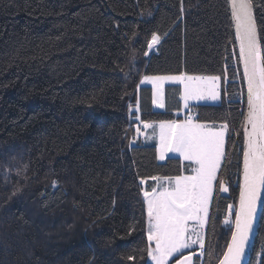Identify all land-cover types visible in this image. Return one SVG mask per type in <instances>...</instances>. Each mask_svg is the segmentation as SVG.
I'll use <instances>...</instances> for the list:
<instances>
[{
  "label": "trees",
  "instance_id": "1",
  "mask_svg": "<svg viewBox=\"0 0 264 264\" xmlns=\"http://www.w3.org/2000/svg\"><path fill=\"white\" fill-rule=\"evenodd\" d=\"M253 3L264 49V0ZM181 73L220 78L216 102L194 107L198 122L230 130L195 260L217 264L234 229L246 114L229 0H0V264H151L141 181L188 169L179 155L159 159L156 143H132L138 118L183 110L180 85L156 110L140 83ZM250 264H264V210Z\"/></svg>",
  "mask_w": 264,
  "mask_h": 264
},
{
  "label": "snow or ice",
  "instance_id": "2",
  "mask_svg": "<svg viewBox=\"0 0 264 264\" xmlns=\"http://www.w3.org/2000/svg\"><path fill=\"white\" fill-rule=\"evenodd\" d=\"M231 15L235 21L239 56L247 79V113H242L243 186L236 211V231L219 264H240L252 230L258 189L264 185V63L260 61L252 0H231ZM159 41L160 37L153 34L149 48ZM144 79H151L157 85V92L159 82L179 81L184 85L182 95L185 102L189 99L219 98L216 84L219 77L181 73L168 77L146 76ZM163 106L161 103L160 107ZM141 124L145 129L153 128L155 132L153 123L141 121ZM228 132L227 123L217 127L215 124L194 122L191 117L183 121L160 122L159 159L164 160L168 153H179L193 167L191 175L150 177L155 186L151 190L142 189L147 213L148 256L154 264H169V258L174 254L180 255L175 264H193L196 253L190 251L184 255L183 250L191 249L195 244L203 249V239L198 229L203 228L208 220L214 183L218 180L217 173L225 156V136ZM141 183L146 181L142 180ZM219 186L222 191H227L222 180ZM193 236L197 238L193 239ZM203 254L201 251L200 255ZM127 259L134 261L135 257L130 255Z\"/></svg>",
  "mask_w": 264,
  "mask_h": 264
},
{
  "label": "rangeland",
  "instance_id": "3",
  "mask_svg": "<svg viewBox=\"0 0 264 264\" xmlns=\"http://www.w3.org/2000/svg\"><path fill=\"white\" fill-rule=\"evenodd\" d=\"M159 43L157 44H153V46L151 48H149L150 52H155L158 48ZM180 74L177 75H148L147 77H168V76H178ZM146 77V76H144ZM143 77L141 83H140V88L143 86H151L152 90H153V105L155 103V108L156 110H164L165 106L167 108V97H166V92H167V87L171 86V85H180L183 88L184 91V85L181 84L179 81H174V80H163L162 82H159V92H157V85L153 83V81L151 79L149 80H145ZM183 93V92H182ZM180 100H181V105H182V109L184 107V104L187 105V103H193V105L196 104H203V103H215L216 100H212L209 98H205V99H189L187 102H185L183 95H180ZM163 104V107H160V104ZM177 104V103H176ZM132 110H135L138 112L140 111V107L138 106H134L132 107ZM181 113L182 111H178V115L180 116V118L174 120V121H183L182 117H181ZM141 119L138 118L137 124H136V129L139 128L140 131L136 133L137 137L132 141L133 144H137L140 140L144 141L145 143H156L158 145V147H160V141H159V124L160 122L157 123H153L156 127H155V132L153 130V128H147L145 129L143 127V125L141 124ZM194 122H198V121H194ZM220 124H216V126L218 127ZM230 131V130H229ZM228 133H226L225 136V146H226V140L228 137ZM225 146H224V151H225ZM160 155V153H159ZM168 155H179V153H168L165 157H167ZM224 157L222 158L221 161V165L223 163ZM185 165L187 167L188 170H191V167H193V165H189L188 162L184 161ZM221 168V167H220ZM220 170V169H219ZM218 170V173H219ZM217 173V176H218ZM216 183V182H215ZM215 183H214V188H213V192L215 189ZM145 184V189L151 190L152 187L155 186V182H153L151 179L146 180ZM224 186L227 188V191H223L224 193H228L229 192V187L228 185L224 184ZM233 210L234 207H232L231 211H230V215L227 218V223L233 222V220L235 221V217L236 214L234 215L233 218ZM237 211V210H236ZM206 224L203 226V228H200L201 231L204 230ZM198 229V230H200ZM154 247V244L152 245ZM260 258V257H259ZM150 262L151 264H154V261H152V259L150 258ZM170 264V263H169Z\"/></svg>",
  "mask_w": 264,
  "mask_h": 264
},
{
  "label": "water",
  "instance_id": "4",
  "mask_svg": "<svg viewBox=\"0 0 264 264\" xmlns=\"http://www.w3.org/2000/svg\"><path fill=\"white\" fill-rule=\"evenodd\" d=\"M252 3H253V0H252ZM229 5H230V11H231V0H229ZM253 18H254V22L256 25V33H257V42H258L259 53H260V61H261V63H264V49H263V44H262V40H261V36H260V30H259V26H258V22H257L256 10H255L254 3H253ZM232 23H233L234 33H235V21H234L233 17H232ZM235 40H236V44H237V48H238V54H239V41L236 38V33H235ZM240 62H241V68H242L243 78H244V82H245L246 113H247V79L244 76V66H243V62L241 61V59H240ZM242 186H243V157H242V169H241V178H240V192H241ZM239 202H240V193H239L237 210L239 209ZM263 210H264V185H261L258 189V199L256 202L255 215H254V218L252 221V230H251V232L249 234V238H248V240L244 246V252H243L242 257L240 258V264H250L251 263V260H252V257H253L254 251H255L256 241H257L259 231H260V227H261ZM235 220H236V217H235ZM235 231H236V226H235V221H234L233 232H235ZM231 239H232V236H231ZM231 239H230L229 243L231 242ZM226 251H227V249H226ZM222 258H223V256H222ZM217 264H219V262Z\"/></svg>",
  "mask_w": 264,
  "mask_h": 264
},
{
  "label": "crops",
  "instance_id": "5",
  "mask_svg": "<svg viewBox=\"0 0 264 264\" xmlns=\"http://www.w3.org/2000/svg\"><path fill=\"white\" fill-rule=\"evenodd\" d=\"M153 107L155 108V103H154ZM164 108L166 109V106ZM150 123H157V122H150ZM197 123H200V122H197ZM205 124H209V125L215 124L216 125V123H205ZM191 174H192L191 173V170H188L187 173L185 172L182 175H191ZM212 196H213V193H212ZM211 202H212V199H211ZM211 202H210V205H211ZM198 231L200 233V237L203 239V244H204V247H205V240H206V233H207V223H206V226H205L204 230L201 231V229H200ZM196 238H197L196 236H193V239H196ZM204 247H203V249H201L198 244H195V245H192L191 246V249H185V250H183V253H184V255H187V254H189L190 251H194L196 253V256L194 257L193 264H196V261H195L196 260V257H198V256L202 257L203 256V255H200V252L202 251L204 253ZM177 255H179V254H174L173 257H170L169 258V263ZM175 262H173L172 264H175Z\"/></svg>",
  "mask_w": 264,
  "mask_h": 264
},
{
  "label": "built area",
  "instance_id": "6",
  "mask_svg": "<svg viewBox=\"0 0 264 264\" xmlns=\"http://www.w3.org/2000/svg\"><path fill=\"white\" fill-rule=\"evenodd\" d=\"M181 117L183 120L191 117L193 121H198V112L196 111L193 103H187V105L184 104Z\"/></svg>",
  "mask_w": 264,
  "mask_h": 264
}]
</instances>
